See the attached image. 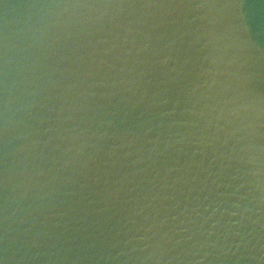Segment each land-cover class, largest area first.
Here are the masks:
<instances>
[{
	"label": "water",
	"instance_id": "water-1",
	"mask_svg": "<svg viewBox=\"0 0 264 264\" xmlns=\"http://www.w3.org/2000/svg\"><path fill=\"white\" fill-rule=\"evenodd\" d=\"M0 264H264V0H0Z\"/></svg>",
	"mask_w": 264,
	"mask_h": 264
}]
</instances>
